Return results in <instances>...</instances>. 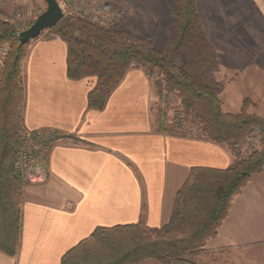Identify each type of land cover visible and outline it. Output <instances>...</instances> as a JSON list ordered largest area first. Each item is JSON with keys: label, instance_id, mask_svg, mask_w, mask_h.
<instances>
[{"label": "crops", "instance_id": "1", "mask_svg": "<svg viewBox=\"0 0 264 264\" xmlns=\"http://www.w3.org/2000/svg\"><path fill=\"white\" fill-rule=\"evenodd\" d=\"M26 6L28 20H34L46 4L29 0ZM21 76L24 128L76 140L51 142L46 180L23 194L18 250L14 256L0 251V264H62L63 255L98 226L142 221L159 227L169 219L191 167L225 168L234 160L225 144L158 131L159 101L143 67L127 70L101 110L89 107L97 77L67 76V42L52 29L29 41ZM238 95L230 112L240 108ZM256 96L263 109L257 113L264 116V96ZM198 258L209 264H264V169L231 199ZM136 264L160 263L147 258Z\"/></svg>", "mask_w": 264, "mask_h": 264}, {"label": "trees", "instance_id": "2", "mask_svg": "<svg viewBox=\"0 0 264 264\" xmlns=\"http://www.w3.org/2000/svg\"><path fill=\"white\" fill-rule=\"evenodd\" d=\"M172 17V32L164 51L145 39L137 41L116 26H99L68 15L52 30L67 42V76L97 77L95 86L88 92L89 107L101 110L131 67H143L149 78L156 71L163 80L155 83L159 94L175 92L183 109L201 124L196 134H187L177 125H159L158 131L225 144L234 160L225 168L191 167L163 225L150 228L140 221L98 226L63 255L62 264H136L147 258L160 264H200L198 257L226 218L231 199L263 170L264 118L246 110L248 99H244L237 113L223 111L218 97L222 84L206 74L217 69L218 61L202 32L196 0H176ZM16 33L12 24L0 19V42L9 44L0 71V251L10 256L18 250L21 230L23 179L14 169L13 161L24 128L21 63L28 45V42L19 44ZM178 52L190 61L177 65L174 56ZM256 129H259L260 147L244 154L240 146ZM50 136L45 145V162L55 139L76 140L56 131Z\"/></svg>", "mask_w": 264, "mask_h": 264}, {"label": "rangeland", "instance_id": "3", "mask_svg": "<svg viewBox=\"0 0 264 264\" xmlns=\"http://www.w3.org/2000/svg\"><path fill=\"white\" fill-rule=\"evenodd\" d=\"M28 2L29 0H0V19L18 12L23 13L25 16L20 21L22 24L13 26L17 31L26 28L33 21L28 20L26 16ZM58 2L63 3L62 0ZM88 5L94 9H90L91 13L97 11L100 16L99 10L108 14V19L102 17V20L97 22L86 19L89 22L99 26H116L137 41L145 39L160 51L166 49L168 32L170 29L172 32V10L176 0H88ZM196 8L204 37L216 52L218 67L207 71L206 74L210 79L222 84L218 97L223 111L230 112L229 109L236 105L233 95H238L239 91L230 90V87L235 86L240 90L237 97L240 108L231 113L239 112L244 99H248L246 110L258 114L257 112L263 109L261 99H258L256 94L262 92L264 96V0H196ZM64 9V16L80 18L74 13L68 14L67 6H64ZM189 61L190 59L181 52L174 56V62L179 66ZM3 65L4 60L0 63V71ZM149 76L159 101L158 110L156 109L157 127L177 125L184 128L187 134L199 133L197 130L200 122L191 112L183 109L179 96L175 92L161 96L155 83L163 82L162 78L156 71ZM260 116L264 118L263 115ZM258 132L256 129L248 140L241 144L244 154L260 147ZM251 138L257 139L253 145ZM29 185L31 184L25 185L21 190L22 198ZM199 263L209 264L203 261Z\"/></svg>", "mask_w": 264, "mask_h": 264}, {"label": "built area", "instance_id": "4", "mask_svg": "<svg viewBox=\"0 0 264 264\" xmlns=\"http://www.w3.org/2000/svg\"><path fill=\"white\" fill-rule=\"evenodd\" d=\"M61 5L63 12H65L64 6H67L68 14L74 13L80 18L88 19L92 22H97L104 19H108V14H103L99 10L100 16L95 13H91V5H88V0H62ZM27 13H30L28 10ZM66 15V13H64ZM72 16V15H71ZM23 13H15L11 16L2 17V20L10 24H22ZM22 30V29H21ZM19 31V30H18ZM9 50L8 43L0 42V63L3 62ZM51 130H29L23 128L21 131L22 143L16 149L15 158L13 161V167L18 171L23 179L21 190L28 184H41L46 180V162L44 161V152L46 151L45 145L51 136L48 137ZM256 138H251V145L255 144ZM264 169V164L261 167Z\"/></svg>", "mask_w": 264, "mask_h": 264}, {"label": "water", "instance_id": "5", "mask_svg": "<svg viewBox=\"0 0 264 264\" xmlns=\"http://www.w3.org/2000/svg\"><path fill=\"white\" fill-rule=\"evenodd\" d=\"M44 1L45 9L26 28L17 31L16 39L19 44L27 43L38 37L44 30L52 29L64 17L58 0Z\"/></svg>", "mask_w": 264, "mask_h": 264}]
</instances>
